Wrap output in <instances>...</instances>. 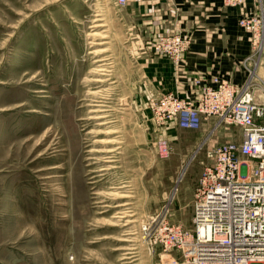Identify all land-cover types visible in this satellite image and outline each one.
<instances>
[{
    "label": "rangeland",
    "instance_id": "374dc122",
    "mask_svg": "<svg viewBox=\"0 0 264 264\" xmlns=\"http://www.w3.org/2000/svg\"><path fill=\"white\" fill-rule=\"evenodd\" d=\"M129 1L0 0V264H160L144 222L166 211L192 228L209 149L241 141L238 125L215 117L198 129L156 122ZM171 34L190 40L178 60L156 51ZM191 35L159 33L150 49L179 63ZM262 55L250 40L243 84L257 67L264 77ZM199 76L184 95H157L192 96Z\"/></svg>",
    "mask_w": 264,
    "mask_h": 264
},
{
    "label": "built area",
    "instance_id": "2783aa9c",
    "mask_svg": "<svg viewBox=\"0 0 264 264\" xmlns=\"http://www.w3.org/2000/svg\"><path fill=\"white\" fill-rule=\"evenodd\" d=\"M246 1L223 0L227 6ZM238 22L264 56V0ZM157 41L156 51L174 60L182 57L190 42L183 34ZM257 71L258 67L251 70L242 86L218 76H199L192 96L167 93L149 98L160 125L174 121L198 129L215 117L217 125L242 129L240 142L225 141L209 149L211 162L194 188L192 228L173 222L166 211L144 222L147 246L160 254V264H264V77ZM158 148L167 152L166 140H160ZM175 252L182 255L180 262L172 255Z\"/></svg>",
    "mask_w": 264,
    "mask_h": 264
},
{
    "label": "crops",
    "instance_id": "0c3cea01",
    "mask_svg": "<svg viewBox=\"0 0 264 264\" xmlns=\"http://www.w3.org/2000/svg\"><path fill=\"white\" fill-rule=\"evenodd\" d=\"M256 2L227 6L223 0H130L122 10L125 19H134L138 32L135 51L141 86L150 91L149 98L168 91L186 94L189 78L196 74L243 84L246 74L239 62L250 50V34L239 27L238 18ZM163 32L192 34L190 49L179 63L150 49Z\"/></svg>",
    "mask_w": 264,
    "mask_h": 264
},
{
    "label": "bare ground",
    "instance_id": "6f19581e",
    "mask_svg": "<svg viewBox=\"0 0 264 264\" xmlns=\"http://www.w3.org/2000/svg\"><path fill=\"white\" fill-rule=\"evenodd\" d=\"M100 70H101V69H100ZM98 81H99V80H98ZM93 105H94V106H101L100 104H93ZM103 110H104V109H101V108H100V109H93V110H91V111H92V112H93V111H96V112L100 111V112H101V111H103ZM104 111H105V110H104ZM105 116H106V115H104V114H99V113H98L97 115H94V117H92V115H90L89 117H92V118H95V119L97 118V119H98V118H102V117H105ZM104 123H105V122L103 121L102 124H104ZM203 143H204V142H203Z\"/></svg>",
    "mask_w": 264,
    "mask_h": 264
}]
</instances>
